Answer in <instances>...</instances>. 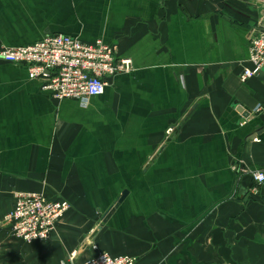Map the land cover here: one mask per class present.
<instances>
[{
    "label": "crops",
    "instance_id": "obj_1",
    "mask_svg": "<svg viewBox=\"0 0 264 264\" xmlns=\"http://www.w3.org/2000/svg\"><path fill=\"white\" fill-rule=\"evenodd\" d=\"M261 16L264 0H0V46L64 34L133 62L88 104L0 62V219L18 192L72 205L46 243L0 228V264H264L249 173L264 170V73L241 80Z\"/></svg>",
    "mask_w": 264,
    "mask_h": 264
},
{
    "label": "built area",
    "instance_id": "obj_2",
    "mask_svg": "<svg viewBox=\"0 0 264 264\" xmlns=\"http://www.w3.org/2000/svg\"><path fill=\"white\" fill-rule=\"evenodd\" d=\"M252 32L248 61L253 68L244 70L241 76L244 83L264 70L263 16ZM0 62L25 67L30 78L42 80L43 89L50 91L55 99H77L84 104L104 94L111 78L133 70L132 60L120 59L116 47L102 40L85 43L64 34L49 35L28 47L0 46ZM255 111H264V105H258ZM233 170L242 171L238 165ZM249 173L257 188L264 186V170ZM14 198V208L0 219V228H10L12 236L24 243H46L72 208L66 200H52L37 192H18ZM90 244L98 250L96 245ZM137 263V257L132 255L100 252L83 264Z\"/></svg>",
    "mask_w": 264,
    "mask_h": 264
},
{
    "label": "water",
    "instance_id": "obj_3",
    "mask_svg": "<svg viewBox=\"0 0 264 264\" xmlns=\"http://www.w3.org/2000/svg\"><path fill=\"white\" fill-rule=\"evenodd\" d=\"M264 73L263 70L259 71L257 74H261ZM240 112H244L243 109L239 108L238 109ZM247 114H244L243 117H247ZM128 196V191H124L122 197L118 200V202L116 203V205L109 211V213L106 215V218H104L105 222H107V220H109V218L112 217V215L117 211V209L121 206V204L124 202V200L126 199V197Z\"/></svg>",
    "mask_w": 264,
    "mask_h": 264
}]
</instances>
